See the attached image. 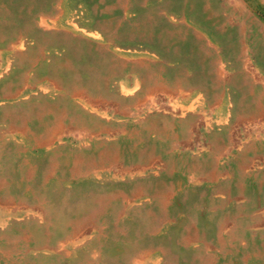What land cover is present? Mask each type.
Returning a JSON list of instances; mask_svg holds the SVG:
<instances>
[{
    "label": "rangeland",
    "instance_id": "obj_1",
    "mask_svg": "<svg viewBox=\"0 0 264 264\" xmlns=\"http://www.w3.org/2000/svg\"><path fill=\"white\" fill-rule=\"evenodd\" d=\"M153 1L0 0V264H264V0Z\"/></svg>",
    "mask_w": 264,
    "mask_h": 264
},
{
    "label": "bare ground",
    "instance_id": "obj_2",
    "mask_svg": "<svg viewBox=\"0 0 264 264\" xmlns=\"http://www.w3.org/2000/svg\"><path fill=\"white\" fill-rule=\"evenodd\" d=\"M92 1H93V0H92ZM152 1H153V0H152ZM154 1H155V0H154ZM154 1H153V2H154ZM107 2H108V1H107ZM35 3H37V2H35ZM151 3H152V2H151ZM154 4H156V3H154ZM45 5H46V4H45ZM47 5H48V4H47ZM50 5H51V4H50ZM90 5H91V4H90ZM103 5H104V4H103ZM145 5H146V4H145ZM150 5H151V4H150ZM174 5H175V4H174ZM107 6H108V5H107ZM155 6H157V5H154V7H155ZM149 7H150V6H149ZM149 7H148V8H149ZM26 8H27V6H26ZM137 8H138V7H137ZM151 8H152V6H151ZM175 8H176V7H175ZM6 9H7V7H6ZM37 9H38V7H37ZM43 9H44V8H43ZM46 9H47V8H46ZM142 9H143V8H142ZM181 9H182V8H181ZM2 10H3V9H2ZM191 10H192V9H191ZM8 11H9V9H8ZM36 11H37V10H36ZM96 11H97V10H96ZM115 11H118V10H115ZM144 11H145V10H144ZM39 12H40V11H39ZM39 12H37V14H38ZM47 12H48V11H47ZM127 12H129V11H127ZM133 12H134V11H133ZM133 12H132V13H133ZM22 13H23V12H22ZM31 13H33V12H31ZM40 13H41V12H40ZM125 13H126V12H125ZM132 13H131V14H132ZM141 13H142V12H141ZM144 13H145V12H144ZM208 13H209V12H208ZM103 14H104V13H103ZM136 14H137V13H136ZM139 14H140V13H139ZM142 14H143V13H142ZM168 14H169V13H168ZM33 15H35V14H33ZM33 15H32V16H33ZM54 15H55V14H54ZM113 15H114V14H113ZM22 16H23V15H22ZM38 16H39V15H38ZM126 16H127V15H126ZM133 16H134V15H133ZM138 16H139V15H138ZM173 16H174V15H173ZM20 17H21V16H20ZM25 17H26V15H25ZM95 17H96V16H95ZM109 17H110V16H109ZM112 17H113V16H112ZM2 18H3V17H2ZM29 18H32V17H29ZM133 18H135V17H133ZM188 18H189V17H188ZM110 19H111V18H110ZM112 19H113V18H112ZM126 19H127V18H126ZM135 19H136V18H135ZM105 20H106V19H105ZM107 20H108V19H107ZM16 21H17V19H16ZM34 21H35V20H34ZM56 21H57V20H56ZM127 21H128V20H127ZM168 21H169V20H168ZM48 22H49V21H48ZM74 22H75V21H74ZM133 22H134V21H133ZM170 22H171V21H170ZM51 23H52V22H51ZM134 23H135V22H134ZM172 23H173V22H172ZM185 24H186V23H185ZM54 26H55V25H54ZM77 26H78V25H77ZM52 27H53V26H52ZM52 27H51V28H52ZM80 27H81V26H80ZM163 27H164V26H163ZM75 28H76V27H75ZM191 28H192V27H191ZM2 29H3V28H2ZM9 29H10V28H9ZM159 29H160V28H159ZM164 29H165V28H164ZM7 30H8V29H7ZM7 30H6V31H7ZM11 30H12V29H11ZM56 30H57V29H56ZM93 30H94V29H93ZM161 30H162V29H161ZM166 30H167V29H166ZM168 30H169V29H168ZM182 30H183V29H182ZM154 31H155V30H154ZM189 31H190V30H189ZM189 31H188V33H189ZM124 32H125V31H124ZM126 32H127V31H126ZM126 32H125V33H126ZM156 32H157V31H156ZM94 33H95V32H94ZM127 33H128V32H127ZM127 33H126V34H127ZM83 34H84V33H83ZM189 34H190V33H189ZM85 35H86V34H85ZM182 35H183V34H182ZM187 35H188V34H187ZM35 36H36V35H35ZM121 36H122V35H121ZM155 36H156V35H155ZM202 36H203V35H202ZM22 37H24V36H22ZM88 37H89V36H88ZM94 37H95V36H94ZM125 37H126V36H125ZM125 37H124V38H125ZM163 37H164V36H163ZM188 37H189V36H188ZM188 37H187V38H188ZM203 37H204V36H203ZM33 38H34V37H33ZM46 38H47V37H46ZM82 38H83V37H82ZM92 38H93V37H92ZM122 38H123V36H122ZM155 38H156V37H155ZM84 39H85V38H84ZM185 39H186V38H185ZM20 40H21V39H20ZM86 40H87V39H86ZM126 40H127V39H126ZM126 40H125V41H126ZM136 40H137V39H136ZM161 40H162V39H161ZM27 41H28V40H27ZM89 41H90V40H89ZM175 41H176V40H175ZM184 41H185V40H184ZM184 41H183V42H184ZM186 41H187V40H186ZM19 42H20V41H19ZM74 42H75V41H74ZM6 43H7V42H6ZM14 43H15V42H14ZM81 43H82V42H81ZM94 43H95V42H94ZM178 43H179V42H178ZM181 43H182V42H180V44H181ZM184 43H185V42H184ZM184 43H183V44H184ZM8 44H10V43L8 42ZM12 44H13V43H12ZM19 44H20V43H19ZM22 44H23V43H22ZM72 44H73V42H72ZM82 44H83V43H82ZM210 44H211V43H210ZM20 45H21V44H20ZM31 45H32V44H31ZM58 45H59V44H58ZM60 46H61V45H60ZM85 46H86V45H85ZM196 46H197V45H196ZM15 47H16V46H15ZM63 47H64V46H63ZM95 47H96V46H95ZM21 48H22V47H21ZM93 49H94V48H93ZM197 49H198V46H197ZM13 50H14V49H13ZM15 50H16V49H15ZM23 50H24V49H23ZM108 50H109V49H108ZM10 51H11V50H10ZM32 51H33V50H32ZM65 51H66V50H65ZM115 51H116V50H115ZM196 51H197V50H196ZM196 51H195V52H196ZM93 52H94V51H93ZM116 52H117V51H116ZM195 52H194V54H195ZM13 53H14V52H13ZM13 53H12V54H13ZM64 53H65V52H64ZM185 53H186V52H185ZM45 54H46V53H45ZM45 54H44V55H45ZM68 54H69V53H68ZM70 55H71V54H70ZM117 55H118V54H117ZM117 55H116V56H117ZM130 55H131V54H130ZM180 55H181V54H180ZM183 55H184V54H183ZM66 56H67V55H66ZM96 56H97V55H96ZM172 56H173V55H172ZM45 57H46V56H45ZM129 57H130V56H129ZM131 57H132V56H131ZM71 58H72V57H71ZM97 58H98V57H97ZM53 59H54V58H53ZM57 59H58V58H57ZM69 59H70V57H69ZM114 59H115V58H114ZM9 60H10V59H9ZM66 60H67V59H66ZM72 60H73V58H72ZM209 60H210V59H209ZM6 61H7V60H6ZM70 61H71V60H70ZM137 61H138V60H137ZM39 62H40V61H39ZM60 62H62V61H60ZM97 62H98V61H97ZM99 62H101V61H99ZM207 62H208V60H207ZM3 63H4V62H3ZM144 63H145V62H144ZM205 63H206V62H205ZM9 64H11V63H9ZM99 64H100V63H99ZM188 64H189V63H188ZM194 64H195V63H194ZM24 65H25V64H24ZM203 65H204V64H203ZM3 66H4V64H3ZM55 66H56V65H55ZM207 66H208V65H206V67H207ZM6 67H7V65H6ZM204 67H205V66H204ZM9 68H10V67H9ZM94 68H95V67H94ZM126 68H127V67H126ZM10 69H11V68H10ZM221 69H222V68H221ZM24 70H25V69H24ZM24 70H23V71H24ZM97 70H98V69H97ZM99 70H100V69H99ZM186 70H187V69H186ZM205 70H206V69H205ZM219 70H220V69H219ZM0 71H1V70H0ZM2 71H3V70H2ZM206 71H207V70H206ZM207 72H208V71H207ZM222 72H223V71H222ZM5 73H6V72H5ZM23 73H24V72H23ZM26 73H27V72H26ZM142 73H143V72H142ZM17 74H19V73H17ZM56 74H58V73H56ZM59 75H60V74H59ZM102 75H103V74H102ZM6 76H7V75H5V77H6ZM27 76H28V75H27ZM190 76H191V75H190ZM204 76H205V75H204ZM1 77H2V76H1ZM206 78H207V77H206ZM208 78H209V77H208ZM201 79H202V78H201ZM0 80H1V79H0ZM71 81H72V80H71ZM133 81H134V80H133ZM136 81H137V80H136ZM188 81H190V80H188ZM211 81H213V80H211ZM17 82H18V81H17ZM64 82H65V81H64ZM83 82H84V81H83ZM198 82H199V81H198ZM84 83H85V82H84ZM139 83H140V82H139ZM38 84H39V83H38ZM133 84H134V82H133ZM125 85H126V83H125ZM137 85H138V84H137ZM65 86H66V85H65ZM65 86H64V88H65ZM121 87H122V86H121ZM127 87H128V86H127ZM203 87H204V86H203ZM19 88H20V87H19ZM142 88H143V87H142ZM205 88H206V87H205ZM207 88H208V87H207ZM53 89H54V88H53ZM25 90H26V89H25ZM51 91H52V90H51ZM208 91H209V90H208ZM44 92H45V91H44ZM89 92H90V91H89ZM119 92H120V91H119ZM123 92H124V91H123ZM127 92H129V91H127ZM49 93H51V92H49ZM24 94H25V93H24ZM123 94H124V93H123ZM131 94H133V92H132ZM214 94H215V93H214ZM21 95H22V94H21ZM21 95H20V96H21ZM208 95H209V93H208ZM79 97H81V96L79 95ZM79 97H78V98H79ZM209 97H210V95H209ZM209 97H208V98H209ZM83 99H84V98H83ZM197 99H198V98H197ZM210 99H211V98H210ZM55 100H56V99H55ZM68 100H69V99H68ZM80 100H81V99H80ZM125 101H126V100H125ZM206 101H209V100H206ZM16 102H17V101H16ZM74 102H75V101H74ZM202 102H203V101H202ZM85 104H86V103H85ZM74 105H75V104H74ZM104 105H105V104H104ZM174 105H175V104H174ZM205 105H206V104H205ZM246 105H247V104H246ZM20 106H21V105H20ZM142 106H143V105H142ZM191 106H192V105H191ZM200 106H201V105H200ZM12 107H14V106H12ZM94 107H95V106H94ZM97 107H98V106H97ZM136 107H137V106H136ZM189 107H190V106H189ZM195 107H196V106H195ZM184 108H185V107H184ZM201 108H202V107H201ZM75 109H76V108H75ZM78 109H79V108H78ZM190 109H191V108H190ZM241 109H242V108H241ZM93 110H96V109H93ZM105 110H106V109H105ZM192 110H193V109H192ZM195 110H196V109H195ZM197 110H198V109H197ZM200 110H201V109H200ZM242 110H244V109H242ZM107 111H108V110H107ZM184 112H185V111H184ZM80 113H82V112H80ZM187 113H188V112H187ZM243 113H244V112H243ZM95 114H96V113H95ZM102 114H103V113H102ZM106 114H107V113H106ZM183 115H184V114H183ZM193 115H194V114H193ZM195 115H196V114H195ZM103 117H104V116H103ZM109 117H110V116H109ZM182 118H183V117H182ZM107 119H108V118H107ZM196 120H197V119H196ZM211 121H212V120H211ZM209 123H210V122H209ZM212 123H213V122H212ZM223 123H224V122H223ZM32 124H33V123H32ZM61 124H62V123H61ZM177 124H179V123H177ZM195 125H196V124H195ZM28 127H29V126H28ZM61 128H62V127H61ZM61 128H60V130H62ZM209 128H210V127H209ZM178 130H180V129H178ZM178 130H177V131H178ZM193 130H194V129H193ZM31 131H33V130L31 129ZM52 131H53V130H52ZM56 131H57V130H56ZM177 131H176V132H177ZM54 132H55V131H54ZM57 132H58V131H57ZM55 136H56V135H55ZM178 136H180V135H178ZM21 137H22V136H21ZM180 137H181V136H180ZM49 138H50V137H49ZM51 140H52V139H51ZM21 142H22V141H21ZM51 142H52V141H51ZM189 143H191V142H189ZM187 144H188V143H187ZM224 146H225V145H224ZM53 148H54V147H53ZM257 148H258V147H257ZM51 149H52V148H51ZM52 150H53V149H52ZM259 151H260V150H259ZM9 153H10V152H9ZM252 156H253V155H252ZM9 158H10V157H9ZM4 162H5V161H4ZM10 163H11V162H10ZM1 165H3V163H2ZM2 167H3V166H2ZM245 184H246V183H245ZM129 200H130V199H129ZM36 214H37V213H36ZM38 216H39V215H38ZM196 219H197V218H196ZM40 221H41V220H40ZM198 222H199V220H198ZM199 223H200V222H199Z\"/></svg>",
    "mask_w": 264,
    "mask_h": 264
}]
</instances>
